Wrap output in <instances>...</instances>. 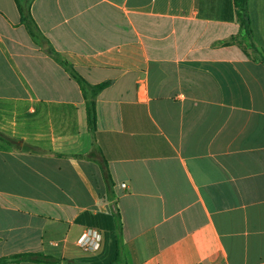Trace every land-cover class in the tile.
Segmentation results:
<instances>
[{"label":"crops","instance_id":"0c3cea01","mask_svg":"<svg viewBox=\"0 0 264 264\" xmlns=\"http://www.w3.org/2000/svg\"><path fill=\"white\" fill-rule=\"evenodd\" d=\"M247 9L264 52L257 0ZM29 13L36 38L0 0V264H264V64L223 43L234 0H31ZM60 60L107 82L93 133ZM93 143L99 156L75 157ZM87 230L96 248L79 244ZM21 252L54 261L2 259Z\"/></svg>","mask_w":264,"mask_h":264},{"label":"trees","instance_id":"16d2710c","mask_svg":"<svg viewBox=\"0 0 264 264\" xmlns=\"http://www.w3.org/2000/svg\"><path fill=\"white\" fill-rule=\"evenodd\" d=\"M14 1L18 7L21 22L25 24L30 34L36 38L39 35L38 30L33 18L29 13V4L31 3V0H14ZM247 2L248 0H234L237 22L239 24V32L237 35H231L223 43H235L239 45L241 48H243L245 51H247V49H250V51L256 54L255 56L259 58L260 62L264 64V52H261L257 49L252 39V31H251L250 19L248 15ZM257 10L260 21V32L264 38V0H257ZM60 62L64 65L65 69L73 76V78L77 81L80 87V90L82 92L85 101L84 106H85L87 129L91 133H93L95 130V118H96L95 101H94L95 96L107 84V82L105 81V82L91 84L82 75H80L77 72V70L73 67L72 64L68 63L65 60H60ZM99 155H100L99 149L93 143L89 151L81 154H76L75 157L90 159ZM101 167L103 172H105L108 184H111L110 175L106 166V162L103 159L101 161ZM116 214L119 216L118 208H116ZM116 246H117V253H116L117 255L115 260L119 256L120 245L118 240L116 241ZM2 259L3 260L12 259L17 262L54 261L53 258L38 252L15 253L7 257H3Z\"/></svg>","mask_w":264,"mask_h":264},{"label":"built area","instance_id":"2783aa9c","mask_svg":"<svg viewBox=\"0 0 264 264\" xmlns=\"http://www.w3.org/2000/svg\"><path fill=\"white\" fill-rule=\"evenodd\" d=\"M92 235L94 236L90 230L83 232L79 238V244L85 248H96L98 246V237H93Z\"/></svg>","mask_w":264,"mask_h":264},{"label":"rangeland","instance_id":"374dc122","mask_svg":"<svg viewBox=\"0 0 264 264\" xmlns=\"http://www.w3.org/2000/svg\"><path fill=\"white\" fill-rule=\"evenodd\" d=\"M259 22V31H260V21H258ZM260 34H261V32H260ZM262 36V35H261ZM262 38H263V36H262ZM252 39H253V37H252ZM264 39V38H263ZM119 262V260H117L116 261V263H118Z\"/></svg>","mask_w":264,"mask_h":264}]
</instances>
